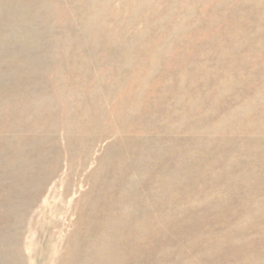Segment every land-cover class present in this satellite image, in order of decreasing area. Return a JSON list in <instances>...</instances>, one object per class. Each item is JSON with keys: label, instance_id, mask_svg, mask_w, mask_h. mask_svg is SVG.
Masks as SVG:
<instances>
[{"label": "rangeland", "instance_id": "374dc122", "mask_svg": "<svg viewBox=\"0 0 264 264\" xmlns=\"http://www.w3.org/2000/svg\"><path fill=\"white\" fill-rule=\"evenodd\" d=\"M0 264H264V0H0Z\"/></svg>", "mask_w": 264, "mask_h": 264}]
</instances>
